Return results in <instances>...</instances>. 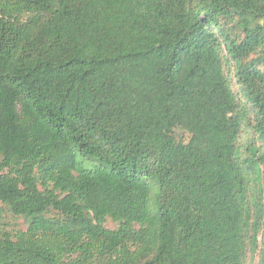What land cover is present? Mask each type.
Returning <instances> with one entry per match:
<instances>
[{"label": "trees", "instance_id": "trees-1", "mask_svg": "<svg viewBox=\"0 0 264 264\" xmlns=\"http://www.w3.org/2000/svg\"><path fill=\"white\" fill-rule=\"evenodd\" d=\"M0 216V264H264V0H0Z\"/></svg>", "mask_w": 264, "mask_h": 264}, {"label": "rangeland", "instance_id": "rangeland-1", "mask_svg": "<svg viewBox=\"0 0 264 264\" xmlns=\"http://www.w3.org/2000/svg\"><path fill=\"white\" fill-rule=\"evenodd\" d=\"M0 222H3V223H10L11 222V218L10 216H0ZM107 226L109 228H116L117 225H115L111 220H109ZM1 227L3 228H6V226L2 225ZM255 263L258 261V257L255 258Z\"/></svg>", "mask_w": 264, "mask_h": 264}]
</instances>
